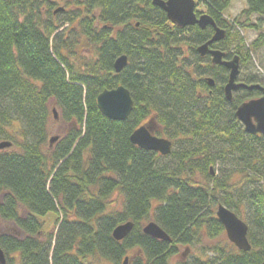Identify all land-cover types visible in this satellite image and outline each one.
Returning a JSON list of instances; mask_svg holds the SVG:
<instances>
[{"label": "trees", "instance_id": "obj_1", "mask_svg": "<svg viewBox=\"0 0 264 264\" xmlns=\"http://www.w3.org/2000/svg\"><path fill=\"white\" fill-rule=\"evenodd\" d=\"M198 1L226 30L212 46L227 60L238 55L243 64L264 43V31L251 48L238 36L239 29H262L264 0H248L233 20L223 16L230 0ZM57 5L0 0V141L11 143L0 150V219L9 225L0 232V246L7 264H93L96 256L115 264L126 256L132 264H171L182 245L224 233L214 210L221 201L238 216L245 204L252 248L231 246L212 259L178 264H261L264 136L247 134L236 117L249 92L239 90L228 101L229 71L196 49L214 27L180 28L153 0H74L71 12L55 13ZM121 55L128 64L117 73ZM256 81L250 76L245 83ZM118 85L134 102L125 120L110 119L97 104L101 91ZM53 108L70 128L45 150ZM147 121L173 140L171 154L131 141ZM217 162L234 166L221 178L214 174ZM242 165L255 173L228 184ZM232 189L237 197L229 195ZM152 214L170 241L143 232ZM128 221L132 231L117 241L114 229Z\"/></svg>", "mask_w": 264, "mask_h": 264}, {"label": "water", "instance_id": "obj_2", "mask_svg": "<svg viewBox=\"0 0 264 264\" xmlns=\"http://www.w3.org/2000/svg\"><path fill=\"white\" fill-rule=\"evenodd\" d=\"M154 5L163 9L168 19L184 28L187 26L197 25L202 29L213 26L215 32L210 40L201 44L198 51L202 56L212 55V62L216 65H222L229 69V80L225 85L224 92L227 100H232L233 90L239 87H247L249 89H261L263 95L259 98L252 99L241 104L236 110V117L241 121L248 133L264 134V87L260 84L247 85L238 83L237 79L240 74V57L236 55L231 60L224 59L225 52L220 49H212L210 45L223 40L226 37V30L216 25L214 19L208 13L200 15L196 12V0H153ZM128 64L126 55L119 56L114 64L117 73L121 72ZM209 84H214L212 77L208 78ZM97 104L101 112L113 120H125L133 110V98L130 90L124 85L115 88H106L101 91L97 97ZM55 119H58V112L53 108ZM157 125L150 121L137 128L131 135V141L141 148L152 150L169 155L173 150L172 140L155 135L154 132ZM58 136L50 138V146L58 139ZM11 145L8 141L0 142V149H4ZM217 217L226 228V233L231 242H233L240 250L249 251L252 246L248 238L249 225L241 219L234 211L223 204L217 207ZM134 227L133 221H128L118 225L113 231V237L116 240H122L132 231ZM143 231L160 240L170 241L168 233L156 222L151 221L144 226ZM128 261V257L124 259V264ZM0 264H7L4 250L0 246ZM264 264V261L261 263Z\"/></svg>", "mask_w": 264, "mask_h": 264}, {"label": "rangeland", "instance_id": "obj_3", "mask_svg": "<svg viewBox=\"0 0 264 264\" xmlns=\"http://www.w3.org/2000/svg\"><path fill=\"white\" fill-rule=\"evenodd\" d=\"M73 3L74 0H58V5L56 6V8L62 7L65 8L66 12H71L74 8H73ZM248 7V0H230V5L229 7L224 11L223 16L226 19H231L233 20L234 18L238 17L240 15V13L243 11V9ZM196 10H199L200 12H206L207 7L205 4H201L199 3V1L197 0V5H196ZM60 15H64V14H60ZM70 15H72V13H70ZM63 19V16H60ZM255 19L257 20V17H255ZM66 26V25H65ZM68 26V25H67ZM66 26V27H67ZM235 29H237V27H235ZM264 31V25L262 26L261 30H254V29H239V33L238 36H240V38H243V44L246 48H251L252 42L254 40L257 39L258 35ZM85 45V44H84ZM83 45V46H84ZM223 44L218 46L220 48H222ZM231 48L235 50V43H231ZM187 48L190 49L186 50L187 54H191V48L188 44ZM87 58H91V56H89L88 53H86L85 51H83L82 56H86ZM187 57V56H185ZM183 57V58H185ZM188 58V57H187ZM191 61V60H189ZM242 72L244 74L247 75H251L256 77L257 79H259L261 83H264V43L262 45H259L257 47H255V49H252L250 57L247 58V60L245 61V63L241 64L240 66ZM240 78H242L240 76ZM60 111V109H59ZM57 109L58 112V119H54L52 118V120H50L49 125H48V131H49V135H48V141L47 144L45 145V150L51 148L50 146V138L53 136H58L59 138L61 136H64L66 134V132L69 130L70 125L65 122L61 116H60V112ZM53 115V113H52ZM159 131V134L164 136L163 131L160 129V127L157 129V132ZM55 142L53 143L52 147L54 146ZM229 164V165H228ZM231 166H234L231 163H225L223 164L222 162H217V164L215 165V176L217 177H225L226 174H229L231 172L232 168ZM241 168H239V171L241 172H235L228 180V184H230L231 182H235V181H246L247 176L249 175H253L255 173V171L253 170H249V172H243V170L245 169V167L242 165L240 166ZM197 180H201L204 181L205 179L202 178L200 176V174H198V178ZM251 187V186H250ZM243 191V188H241ZM233 194H229V195H236L237 197V193H238V189H232L231 190ZM248 191V189L244 188V193H246ZM218 195H222L223 191H216ZM224 194V193H223ZM220 197V196H219ZM113 200H116L118 204L120 202V197L119 194H115L113 196ZM221 200V198H220ZM219 203L225 204L224 201H221ZM218 203V204H219ZM218 204H216V206L214 207V210L216 211ZM242 210H241V214L240 217L245 220L247 223L248 219L246 217V206L244 203H242ZM226 205V204H225ZM119 207V206H118ZM232 210L235 208H231ZM233 210V211H234ZM49 217V229L52 230L53 227L55 226V219L56 216L54 214H51L48 216ZM155 219V214L148 220H145L143 223V226H145V224H147L149 221L154 220ZM155 221V220H154ZM9 229V225L7 226V224L2 221L0 219V232L1 231H9L7 230ZM232 246V249H235L236 247L233 245V243L228 239L226 233H221L220 235H218L215 238H211V237H207V236H203V238L200 239V243L199 244H195L194 246L190 247L187 245H182L179 248V253L174 256L171 259V264H178L180 262L183 261V258L186 259L187 261H196L198 262L199 260H208V259H212L216 254L215 251H219L222 248H226L229 249ZM133 250L129 252V255H132ZM185 253V255L183 256L182 254ZM92 263L93 264H115L114 262L104 259V258H100L99 256L93 257L92 258ZM121 264L123 263V258L120 262ZM14 264H20L19 261H16ZM128 264H132V262L130 261Z\"/></svg>", "mask_w": 264, "mask_h": 264}, {"label": "flooded vegetation", "instance_id": "obj_4", "mask_svg": "<svg viewBox=\"0 0 264 264\" xmlns=\"http://www.w3.org/2000/svg\"><path fill=\"white\" fill-rule=\"evenodd\" d=\"M61 9V10H60ZM197 9V8H196ZM60 10V11H59ZM56 12H65V8H62V7H60L58 10H55V13ZM196 12H197V14L198 15H200V14H202V13H206V12H201L200 13V11L199 10H196ZM174 24V23H173ZM175 25V24H174ZM181 28V27H180ZM222 41V40H221ZM220 42V41H219ZM215 43H218V42H215ZM214 44V43H213ZM213 44H211L210 45V48H212V49H218V48H215V47H213L212 45ZM198 47V46H197ZM197 49V51H198V48H196ZM199 55H200V52H199ZM208 55H210V54H207V55H205V56H202V55H200V56H202V57H206V56H208ZM210 60H211V62H212V55H210ZM224 59H226V55H225V57H224ZM227 60V59H226ZM231 60V59H230ZM212 64H213V62H212ZM242 64V63H241ZM216 65V64H215ZM220 66H222V65H220ZM224 67V66H223ZM226 68V67H225ZM227 69V68H226ZM228 71H229V69H227ZM229 73H230V71L228 72V80H229ZM240 76L242 77V78H240ZM251 75H247V74H244L243 72H242V70H241V68H240V74H239V76H238V79H237V82L238 83H245L246 82V79L247 78H249ZM260 80L259 79H257V81L256 82H251V83H245V84H247V85H254V84H260L261 86H263L264 87V83H261V82H259ZM227 84V83H226ZM210 85V84H209ZM215 86V83L211 86L210 85V87H214ZM211 88V89H212ZM239 90H247L248 92H249V94H248V96H246L245 97V99H243V103L244 102H246V101H249V100H252V99H256V98H259V97H261L262 95H263V91L261 90V89H249V88H247V87H239L238 89H236V90H233V93H232V100H233V98H234V96H235V94H236V92H238ZM225 93V92H224ZM227 99V98H226ZM232 100H230V102L232 101ZM229 101V100H228ZM242 103V104H243ZM240 106V105H239ZM238 106V107H239ZM238 119V118H237ZM149 121H147L145 124H147ZM156 125H157V129L159 128V125L155 122V121H153ZM241 122V121H240ZM242 123V122H241ZM242 125H243V128H244V131L246 132V130H245V126H244V124L242 123ZM156 133V132H155ZM247 134H249V135H257V136H264V134H262V133H255V134H251V133H248V132H246ZM170 139V138H169ZM170 140H172V139H170ZM172 142H173V140H172ZM187 258V257H186ZM184 259V258H183Z\"/></svg>", "mask_w": 264, "mask_h": 264}, {"label": "bare ground", "instance_id": "obj_5", "mask_svg": "<svg viewBox=\"0 0 264 264\" xmlns=\"http://www.w3.org/2000/svg\"><path fill=\"white\" fill-rule=\"evenodd\" d=\"M199 46H200V45H199ZM199 46H198V47H199ZM198 52H199V51H198ZM200 55H201V54H200Z\"/></svg>", "mask_w": 264, "mask_h": 264}]
</instances>
